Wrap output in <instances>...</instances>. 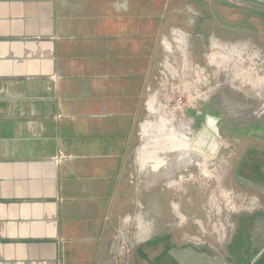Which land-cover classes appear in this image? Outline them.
I'll return each instance as SVG.
<instances>
[{
  "label": "crops",
  "instance_id": "crops-1",
  "mask_svg": "<svg viewBox=\"0 0 264 264\" xmlns=\"http://www.w3.org/2000/svg\"><path fill=\"white\" fill-rule=\"evenodd\" d=\"M155 9L0 0V264H68L134 211L145 233L144 184L128 176L159 89L147 66L146 44L162 49Z\"/></svg>",
  "mask_w": 264,
  "mask_h": 264
},
{
  "label": "rangeland",
  "instance_id": "rangeland-1",
  "mask_svg": "<svg viewBox=\"0 0 264 264\" xmlns=\"http://www.w3.org/2000/svg\"><path fill=\"white\" fill-rule=\"evenodd\" d=\"M143 3L162 33L160 54L146 44L159 89L128 176L135 191L144 184L145 233L129 204L127 224L68 264H264V3ZM206 114L218 118L210 156L191 148Z\"/></svg>",
  "mask_w": 264,
  "mask_h": 264
},
{
  "label": "water",
  "instance_id": "water-1",
  "mask_svg": "<svg viewBox=\"0 0 264 264\" xmlns=\"http://www.w3.org/2000/svg\"><path fill=\"white\" fill-rule=\"evenodd\" d=\"M218 118L211 114H206L204 125L195 135L191 148L205 154V149L208 148L211 154L206 153L207 156L212 155L218 146Z\"/></svg>",
  "mask_w": 264,
  "mask_h": 264
}]
</instances>
